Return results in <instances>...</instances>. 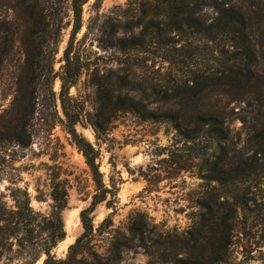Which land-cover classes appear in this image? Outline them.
Instances as JSON below:
<instances>
[{"label": "trees", "instance_id": "16d2710c", "mask_svg": "<svg viewBox=\"0 0 264 264\" xmlns=\"http://www.w3.org/2000/svg\"><path fill=\"white\" fill-rule=\"evenodd\" d=\"M87 1L0 0V75L8 78L6 90L12 97L3 110L5 118H0L1 139L14 140L21 147L28 145L27 128L38 96L54 108V79L59 80L60 101L76 85L86 67L75 46V35L81 28L82 6ZM100 1L95 0V7ZM156 13L166 18L158 35L170 30L190 42L205 44L206 51L195 61L199 71H192L189 79L166 71L163 84H157L141 80L136 64L129 58L121 59L118 67L110 69L98 102L100 107H108L109 118L117 112H131L143 120H164L178 135L192 141L198 160L194 165L205 171V181L217 183L210 193L212 202L224 204L226 211L221 216L222 224L216 222L215 227L202 231L209 243L200 258L189 263L216 264L223 258L233 216L244 202L239 195V190H244L242 182L264 177V0H173L166 9L157 5ZM67 27L62 64L54 70L61 31ZM123 41L119 38L111 43L123 50ZM181 61L168 59L169 64ZM233 102L241 105L244 124L245 115L253 114L247 138L240 146L228 125L234 111L230 108L227 113L226 109ZM62 112L66 131L80 150L94 185L89 205L78 212L81 231L62 257L51 253L65 239L61 213L67 204L68 184L57 174H48L50 203L46 214L32 209L25 189L20 199L8 192L10 206L0 198V264H33L41 255V264H115L120 259L117 247L105 255L94 249L95 237L110 216L97 227L92 218L102 202L115 208L117 183L113 179L104 182L96 161L98 150L76 134L74 124L79 122L80 111L73 115ZM90 125L100 138L99 123L90 120Z\"/></svg>", "mask_w": 264, "mask_h": 264}, {"label": "rangeland", "instance_id": "374dc122", "mask_svg": "<svg viewBox=\"0 0 264 264\" xmlns=\"http://www.w3.org/2000/svg\"><path fill=\"white\" fill-rule=\"evenodd\" d=\"M94 2L83 4L81 28L75 35V46L86 66L76 85L60 101L59 80L54 79V108L38 96L27 128L28 145L21 147L14 140L0 138V198L10 206L8 192L20 199L25 189L32 209L46 214L48 174L66 179L67 204L61 213L65 239L51 249L55 257L64 255L81 231L78 212L89 205L94 191L89 168L66 131L62 112L80 111L79 122L74 124L76 134L98 150L96 161L104 182L113 179L118 186L115 208L102 202L92 213L96 227L110 216L95 237L96 252L105 255L117 247L120 259L115 264H190L209 243L202 231L215 227L216 222L222 224L225 205L214 204L210 195L217 183L203 179L205 171L194 165L198 160L192 141L178 135L170 122L143 120L131 112H117L109 118L108 107H100L98 96L104 95L110 69L125 58L136 64L137 75L147 82L163 84L166 71L189 79L192 71H199L195 61L206 51L205 44L190 42L170 30L158 35L166 18L156 13V6L166 9L173 0H101L97 7ZM68 31L69 27L61 31L54 70L62 64ZM119 38L124 40L123 50L111 43ZM173 57L182 61L169 64ZM8 86V78L1 73L0 118H5L3 110L12 99ZM230 108L234 111L228 124L230 134L240 146L253 114L245 115L244 124L241 105L229 104L227 113ZM90 120L102 128L100 138ZM241 187L244 202L233 216L223 258L216 264H264V177L246 178ZM42 258L33 264H41Z\"/></svg>", "mask_w": 264, "mask_h": 264}]
</instances>
